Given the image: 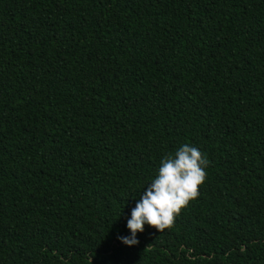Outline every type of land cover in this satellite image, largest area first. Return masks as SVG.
I'll use <instances>...</instances> for the list:
<instances>
[{
    "label": "trees",
    "instance_id": "16d2710c",
    "mask_svg": "<svg viewBox=\"0 0 264 264\" xmlns=\"http://www.w3.org/2000/svg\"><path fill=\"white\" fill-rule=\"evenodd\" d=\"M183 144L199 195L123 244ZM0 264H264V0H0Z\"/></svg>",
    "mask_w": 264,
    "mask_h": 264
},
{
    "label": "clouds",
    "instance_id": "9594fccd",
    "mask_svg": "<svg viewBox=\"0 0 264 264\" xmlns=\"http://www.w3.org/2000/svg\"><path fill=\"white\" fill-rule=\"evenodd\" d=\"M208 165L206 155L189 144L165 156L132 209L127 221L130 235L117 238L131 247L139 243L137 233L144 231L145 224L160 232L170 229L181 210L199 195Z\"/></svg>",
    "mask_w": 264,
    "mask_h": 264
}]
</instances>
